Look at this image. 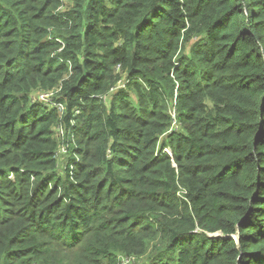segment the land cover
Instances as JSON below:
<instances>
[{
    "label": "trees",
    "instance_id": "1",
    "mask_svg": "<svg viewBox=\"0 0 264 264\" xmlns=\"http://www.w3.org/2000/svg\"><path fill=\"white\" fill-rule=\"evenodd\" d=\"M124 259L264 264V0H0V264Z\"/></svg>",
    "mask_w": 264,
    "mask_h": 264
},
{
    "label": "built area",
    "instance_id": "2",
    "mask_svg": "<svg viewBox=\"0 0 264 264\" xmlns=\"http://www.w3.org/2000/svg\"><path fill=\"white\" fill-rule=\"evenodd\" d=\"M175 65L178 66V63H175ZM171 76L174 79L173 73H171ZM119 86H121V88L124 86L122 81H120ZM177 89H178V86H176L175 95H174V98H173V100L171 101V103L169 105V110H168V113H169V116H170V119H171V126H170L169 130L167 131V133L164 136L170 135L173 132H176V131H178L180 129V123L178 121V113H177V101H176V99H177V94H176ZM115 90H116V88H113L110 91V93L114 92ZM51 96H52L51 93H41V94H39V96L37 98H34V100L35 101H39L40 103L44 102L45 105L55 106V107L58 108V110L61 113L62 110H63L62 106L59 105L58 103H56L55 101H53ZM57 134H58L60 140L63 141V138L66 135V131H65L64 128H62V126L59 125L57 127ZM71 140H72V143L74 144L75 143V137L73 135L71 136ZM76 149H77V147H74L73 152ZM159 150H162V152L159 154L160 156L163 155V154H166L167 156L172 158V153H171L169 148H163V149H159ZM68 153H69V146L66 143H62L59 146V148H58V150L56 152V159L58 161L60 159H62V161H63L64 158L68 156ZM174 167H176V166H174ZM180 192H182V189L180 190ZM134 262H136L134 259H131V260L124 259V260H122L121 264H131V263H134Z\"/></svg>",
    "mask_w": 264,
    "mask_h": 264
},
{
    "label": "rangeland",
    "instance_id": "3",
    "mask_svg": "<svg viewBox=\"0 0 264 264\" xmlns=\"http://www.w3.org/2000/svg\"><path fill=\"white\" fill-rule=\"evenodd\" d=\"M105 101H109V97H108V96L105 97ZM43 104L45 105L44 102H43ZM61 161H62V159H60L58 162L61 163ZM61 167H62V166H61ZM63 167H65V164L63 165ZM234 237H236V236H234ZM143 261H145V260H143ZM143 261L134 262V263H131V264H142Z\"/></svg>",
    "mask_w": 264,
    "mask_h": 264
},
{
    "label": "water",
    "instance_id": "4",
    "mask_svg": "<svg viewBox=\"0 0 264 264\" xmlns=\"http://www.w3.org/2000/svg\"><path fill=\"white\" fill-rule=\"evenodd\" d=\"M226 238H228V237H226ZM234 239H235V237H233Z\"/></svg>",
    "mask_w": 264,
    "mask_h": 264
}]
</instances>
